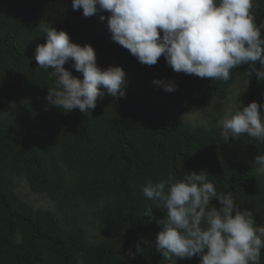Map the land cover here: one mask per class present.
Here are the masks:
<instances>
[{
    "label": "trees",
    "instance_id": "trees-1",
    "mask_svg": "<svg viewBox=\"0 0 264 264\" xmlns=\"http://www.w3.org/2000/svg\"><path fill=\"white\" fill-rule=\"evenodd\" d=\"M100 14L85 18L82 9L72 10L71 0H0V264H167L149 245L162 227L156 220L167 213L154 208L152 220L145 216L155 205L141 186L169 175L182 180L193 171H202L218 192L252 211L257 227L264 226V175L252 165L264 154V142L247 135L225 142L223 120L191 125L184 116L211 99L225 100L229 87L242 80L245 105L264 103V82L251 78L247 65L233 69L227 82L176 73L163 56L143 65L111 39ZM252 14L257 24L264 22V0H255ZM47 24L73 42L90 43L102 69L122 66L125 96L105 94L90 114L49 104L55 78L35 60ZM71 65L69 60L64 67L82 79ZM154 78L175 81L176 90L163 91ZM17 180L48 197L53 208L30 205ZM212 204L219 206L215 198ZM137 243L143 251L129 259Z\"/></svg>",
    "mask_w": 264,
    "mask_h": 264
},
{
    "label": "clouds",
    "instance_id": "clouds-1",
    "mask_svg": "<svg viewBox=\"0 0 264 264\" xmlns=\"http://www.w3.org/2000/svg\"><path fill=\"white\" fill-rule=\"evenodd\" d=\"M255 0H71L73 11L82 9L85 18L101 13L111 39L130 52L138 62L153 66L163 56L176 73L211 80H231L232 70L247 65V74L264 82V22L252 14ZM103 13H108L104 15ZM46 43L38 44L35 60L42 69H52L54 86L48 88L49 104L71 112L90 114L105 94L123 98L128 84L120 65L101 68L90 43L73 42L65 30L50 24L43 29ZM82 74L73 76L64 65ZM165 92L176 90L173 80L154 78ZM264 103L253 100L222 122L221 136L243 135L264 142ZM257 174L264 175V154L253 161ZM153 209L166 210L156 222L161 225L154 244L167 264L199 257V264H260L264 249V226L257 227L251 210L241 208L229 194L220 193L202 171L188 173L182 180L172 175L141 186ZM213 198L219 206L210 207ZM143 251L139 243L129 259Z\"/></svg>",
    "mask_w": 264,
    "mask_h": 264
},
{
    "label": "rangeland",
    "instance_id": "rangeland-1",
    "mask_svg": "<svg viewBox=\"0 0 264 264\" xmlns=\"http://www.w3.org/2000/svg\"><path fill=\"white\" fill-rule=\"evenodd\" d=\"M247 94V83L246 81L233 83L229 87L227 97L223 101H217L215 99L209 100L206 104L196 108L192 111L184 114L185 120L191 125H207L208 123H215L222 121L225 117H230L235 111L238 110L240 101L242 106L245 105ZM160 101L166 102V97L162 95L158 96ZM236 154V149L233 152ZM237 154L242 157V151L237 149ZM17 189L21 192L24 199L35 208H53V202L42 194H37L31 191L28 185L23 180H17ZM84 219L91 232L94 231L92 226V220L90 216V210L84 208Z\"/></svg>",
    "mask_w": 264,
    "mask_h": 264
}]
</instances>
